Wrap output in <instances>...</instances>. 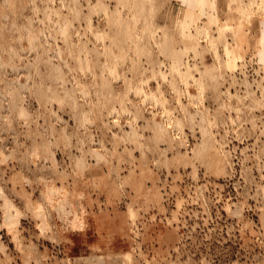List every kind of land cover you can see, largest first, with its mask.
<instances>
[{"label":"rangeland","instance_id":"374dc122","mask_svg":"<svg viewBox=\"0 0 264 264\" xmlns=\"http://www.w3.org/2000/svg\"><path fill=\"white\" fill-rule=\"evenodd\" d=\"M250 1L0 0V264H264Z\"/></svg>","mask_w":264,"mask_h":264},{"label":"bare ground","instance_id":"6f19581e","mask_svg":"<svg viewBox=\"0 0 264 264\" xmlns=\"http://www.w3.org/2000/svg\"><path fill=\"white\" fill-rule=\"evenodd\" d=\"M255 1V0H254ZM253 0L250 1L251 4H253L254 2ZM257 1V0H256ZM254 5V4H253ZM251 6V5H250ZM249 6V7H250ZM260 6V5H259ZM251 8V7H250ZM242 11V10H241ZM242 15V14H240ZM246 15V14H245ZM65 26V24H64ZM201 28V27H200ZM201 32H207V27H202L200 29ZM100 33V32H99ZM31 38V37H30ZM99 38V37H98ZM59 68V67H58ZM57 76H61V73H60V70L59 72L56 73ZM58 78V77H57ZM59 79V78H58ZM152 97V96H151ZM55 99V98H54ZM19 111H21V113H26L24 109H19ZM205 134V133H204ZM214 148V144L210 141V139H203L201 141V143L197 146L196 148V157H199L201 158L203 161H205V163L208 164V166L216 171V172H221L223 171L224 169V162L222 160V158L216 153L217 152V149H216V152L213 150ZM214 151V153H213ZM175 160L179 161V162H186L188 161L189 159H192L190 157H188V155L186 154H181L179 153L178 155H176V157L174 158ZM174 162V161H173ZM192 164V163H191ZM7 205V204H6ZM11 205V204H9ZM6 207V206H5ZM11 207V206H10ZM9 222L12 221L11 218L10 220H8ZM14 223V222H13ZM10 224V223H9ZM11 226V225H10Z\"/></svg>","mask_w":264,"mask_h":264}]
</instances>
